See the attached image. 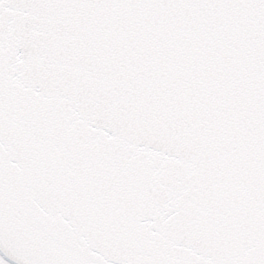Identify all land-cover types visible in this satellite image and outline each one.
Here are the masks:
<instances>
[{"label": "snow or ice", "instance_id": "obj_1", "mask_svg": "<svg viewBox=\"0 0 264 264\" xmlns=\"http://www.w3.org/2000/svg\"><path fill=\"white\" fill-rule=\"evenodd\" d=\"M0 264H264V0H0Z\"/></svg>", "mask_w": 264, "mask_h": 264}]
</instances>
